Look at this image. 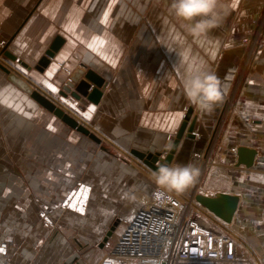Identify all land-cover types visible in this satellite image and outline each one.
Returning a JSON list of instances; mask_svg holds the SVG:
<instances>
[{"label":"crops","instance_id":"crops-1","mask_svg":"<svg viewBox=\"0 0 264 264\" xmlns=\"http://www.w3.org/2000/svg\"><path fill=\"white\" fill-rule=\"evenodd\" d=\"M263 2L238 0L198 43L182 30L171 31L169 0H0V63L101 139L69 127L0 67V247L7 245L0 264H100L106 238L116 240L158 187L154 171L136 154L165 158L190 108L188 128L196 118L195 137L184 136L170 165L205 168L211 181L206 191L198 189L202 194L240 198L231 227L250 242L254 264H264V40L247 70L238 68ZM179 39L220 80L223 99L210 113L183 94ZM45 58L49 64L41 67ZM79 69L105 80L97 103L65 92ZM241 147L256 151L251 166L238 164ZM82 188L89 192L85 210L60 214L71 192ZM41 211L59 216L60 229L47 231Z\"/></svg>","mask_w":264,"mask_h":264},{"label":"built area","instance_id":"built-area-1","mask_svg":"<svg viewBox=\"0 0 264 264\" xmlns=\"http://www.w3.org/2000/svg\"><path fill=\"white\" fill-rule=\"evenodd\" d=\"M162 191L157 187L122 234L105 242L107 252L100 264L109 260L115 264H254L231 224L196 201L198 191L163 192L157 199ZM67 203L74 204V199L69 198ZM46 226L52 223L46 222ZM1 247L6 249V243Z\"/></svg>","mask_w":264,"mask_h":264},{"label":"clouds","instance_id":"clouds-1","mask_svg":"<svg viewBox=\"0 0 264 264\" xmlns=\"http://www.w3.org/2000/svg\"><path fill=\"white\" fill-rule=\"evenodd\" d=\"M231 8L227 0H169L166 13L175 21H168L172 32L182 30L199 43L219 26ZM178 42L182 46L178 57L183 94L197 109L210 113L223 99L220 80L205 61L190 56V46L183 47L184 39ZM167 50H173L172 43H167ZM198 176L199 169L192 164H160L152 173L154 183L163 190L160 197L163 192L184 193L196 183ZM130 198L136 199L134 195ZM145 264H155V261H145Z\"/></svg>","mask_w":264,"mask_h":264},{"label":"water","instance_id":"water-1","mask_svg":"<svg viewBox=\"0 0 264 264\" xmlns=\"http://www.w3.org/2000/svg\"><path fill=\"white\" fill-rule=\"evenodd\" d=\"M61 40L52 46L50 52H48L49 57H53L54 52L59 48ZM7 58L11 61H15L16 57L10 54L7 51L3 52ZM49 64L47 58L43 59L40 63L41 67H45ZM0 67L9 74V79L14 83L22 87L26 92L32 95V97L39 102L44 108L51 111L55 116L60 118L65 124L69 127L77 129L79 132L89 136L95 142L100 143V137L87 127L84 123L76 119L66 108L61 104L57 103L54 99L48 97L40 90L35 89L31 84L26 83L19 75L14 73V70L8 68L0 63ZM85 76V80H82V77ZM71 81H69L64 88L65 92L71 93L74 97H83L94 103H97L102 95L101 89L105 84V80L99 76L93 70H88L85 72L82 69L77 70L71 76ZM94 85V87L92 86ZM194 110L190 108L186 114L185 121L183 122L181 128L179 129L175 140L171 144V148L168 150V154L165 158L162 157L161 153H137L136 155L140 158L141 162L145 167L152 171H156L160 164H171L173 155L176 153L177 148L180 144V141L184 136L188 138H194L195 134V124L196 118L191 122V125L188 128V124L193 117ZM188 131V132H187ZM256 151L241 147L238 150V164H245L251 166L254 162ZM196 201L205 207L209 212H211L215 217L221 221L231 224L234 220L235 214L238 210L240 198L236 195L218 193L217 195H206L198 193L195 196ZM108 239L106 238L105 242Z\"/></svg>","mask_w":264,"mask_h":264},{"label":"rangeland","instance_id":"rangeland-1","mask_svg":"<svg viewBox=\"0 0 264 264\" xmlns=\"http://www.w3.org/2000/svg\"><path fill=\"white\" fill-rule=\"evenodd\" d=\"M254 24H255V28H254V30L252 32V35H251L250 39H248V41H247L248 42V46H249V51L247 53V56H246L245 60L238 65V68L240 70L242 68L243 72L247 70V68L249 66V63H250L252 57L254 56L255 50L261 46V44L263 43V40H264V2L261 5V7L259 8L258 14H257V16H256V18L254 20ZM230 103H232V102H230ZM210 181L211 180H210V178H208L205 168H203L199 172V176L197 178L196 183L191 188H189L187 191H185V192L188 193V194H191V193H193L196 190V191H198V193H201V192H199L198 189L206 191L205 188L207 187L208 184H210L209 183ZM79 186H81V184H79ZM79 191L80 190L77 189V190L71 192V194L61 204V206H60L61 213L60 214H62L64 212H67V211H71L72 213H77V212L80 213L79 211H76L72 207L68 206L70 204L67 203V200L69 198H73V196H74V198L76 197L75 199L73 198L74 199V204L76 202V204H75L76 207L79 208L81 206L80 204L82 203L83 209L85 210V208H86L85 207V203H86L85 201H86V198H87L86 196H88L89 192L86 193V195H80L79 196L81 198L80 199V198L77 197L78 194H76ZM82 199H84V200H82ZM77 204H79V205H77ZM39 218L41 220L42 225L44 226V228L47 231H57L61 227V223L59 221V219H60L59 216H56V219H55V217H53V215H51L50 213H47L45 211H41V212H39ZM49 221L52 223L51 227L50 226L49 227L46 226V222H49ZM236 233L239 234L241 236V238H242V234L240 233V231H236ZM4 243H6V242H4ZM241 243H242V249L245 252H247V254H249V256H251L252 259H253V254L251 253V249L252 250H254V249L252 248L250 242L247 239H243L242 238V242Z\"/></svg>","mask_w":264,"mask_h":264},{"label":"snow or ice","instance_id":"snow-or-ice-1","mask_svg":"<svg viewBox=\"0 0 264 264\" xmlns=\"http://www.w3.org/2000/svg\"><path fill=\"white\" fill-rule=\"evenodd\" d=\"M231 7L233 8V9H235V8H237L238 7V0H233V3L231 4ZM111 8V5H109V9ZM108 15H109V13L106 11V12H104V14H103V20L101 21L102 23H107V21H108ZM71 30V29H70ZM100 44H103L104 43V41H98ZM95 44H96V41H94L93 43H91V44H89L88 46L90 47V48H94L95 47ZM226 47H228V45H226ZM212 55H213V57H215V52H213L212 53ZM66 57H61V59H65ZM56 68V65H53V69H55ZM21 71H23V69H21ZM49 77H51L52 76V72L50 71L48 74H47ZM38 82H40V83H43L52 93H56L57 92V89L51 84V83H48L46 80H43V79H40ZM251 82V81H250ZM223 91H224V93L226 94V92H227V89H226V87L225 88H223ZM66 103H67V101H65ZM29 106L31 107L32 105L31 104H29ZM72 107H75L74 105H72ZM22 110V109H21ZM95 111V108H90L89 109V113H91V112H94ZM25 115H27L26 113H25ZM85 115V118L86 119H91L92 117H91V115H89V114H84ZM49 127H51V125H49ZM53 131H55V129H52ZM82 191L84 192V194L86 195V192H87V189H83L82 188ZM5 195H7V193H5ZM124 195L126 196L127 195V193H124ZM160 193H157V199H159L160 198ZM69 207H72L73 209H75L76 211H79V212H83L84 211V209H83V206H82V203H81V206L79 207V208H77L76 207V205L75 204H70V205H68ZM49 223H50V221H49ZM41 243H43V241H41ZM5 251V249L4 248H2V247H0V253H3ZM229 251H231V246H229ZM106 264H115V262L114 261H111V260H109V261H106Z\"/></svg>","mask_w":264,"mask_h":264},{"label":"bare ground","instance_id":"bare-ground-1","mask_svg":"<svg viewBox=\"0 0 264 264\" xmlns=\"http://www.w3.org/2000/svg\"><path fill=\"white\" fill-rule=\"evenodd\" d=\"M76 194H78L77 197L80 198L79 196H80V195H83L84 192H83V191H79V192L76 193ZM73 198H74V196H73ZM75 198H76V197H75ZM75 198H74V199H75ZM80 199H81V198H80ZM82 200H84V199H82ZM77 201H78V200H77ZM78 203H79V202H78ZM75 204H76V202H75ZM77 205H79V204H77ZM80 205H81V204H80ZM78 207H79V206H78Z\"/></svg>","mask_w":264,"mask_h":264}]
</instances>
